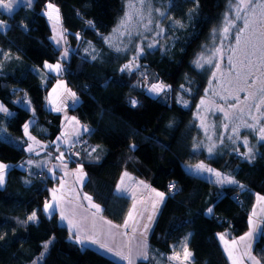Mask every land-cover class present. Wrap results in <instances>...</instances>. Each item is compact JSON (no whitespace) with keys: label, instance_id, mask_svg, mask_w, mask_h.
<instances>
[{"label":"trees","instance_id":"trees-1","mask_svg":"<svg viewBox=\"0 0 264 264\" xmlns=\"http://www.w3.org/2000/svg\"><path fill=\"white\" fill-rule=\"evenodd\" d=\"M126 1L36 0L32 8L21 7L13 14L0 11V52L4 55H0V102L13 114L0 113V134L6 130L12 139L0 136V163L12 165L0 188V235L4 236L0 264H32L49 241L41 264H121L94 248L82 249L69 238L71 231L60 225L58 213L51 218L46 215L44 204L50 201L54 182L44 171L26 169L24 125L34 120L30 133L48 145L61 133V115L46 107L57 79L43 78L45 62H61V49L52 43V29L44 15L47 4L59 8L68 45L75 48L80 40L94 43L108 37L124 14ZM158 1L167 11V32L160 47L138 58L139 71H120L132 60L130 55L117 56L108 69L76 52L62 62V78L80 101L70 114L89 129L84 136L89 141L86 151L66 156L71 167L81 166L86 174L83 192L100 205L103 218L117 226H123L132 206L130 198L117 192L123 172L165 193L166 201L148 239L149 259L138 264H168L167 257L185 237H189L192 264H231L219 234L237 239L249 230L256 196L264 197V143L252 162L243 151L210 157L197 149L200 128L194 116L206 86V75L195 67V60L230 3ZM154 83L170 86L168 94L149 96L148 88ZM185 89L188 108L178 102ZM23 99L29 101L32 112L18 103ZM201 162L243 187L216 185L189 173L187 167ZM169 184H175L176 190L170 191ZM209 207L212 214H207ZM33 212L37 221L26 222ZM252 253L264 264V234Z\"/></svg>","mask_w":264,"mask_h":264},{"label":"rangeland","instance_id":"rangeland-1","mask_svg":"<svg viewBox=\"0 0 264 264\" xmlns=\"http://www.w3.org/2000/svg\"><path fill=\"white\" fill-rule=\"evenodd\" d=\"M35 1L36 0H32L31 5H27L26 0H11V13H9L8 10L3 8H0V11L6 14H13L21 7L32 8ZM6 2H8V0H6ZM130 2L136 4V7L130 8ZM232 7L233 6L229 4L226 12L223 15L221 23L216 29H214L215 31L213 30L207 45L204 46L202 52L198 55L195 60V67L198 69V71L206 75V86L203 92V96L200 99V101L204 100L205 103L201 105L199 101L197 108L194 112L195 120H197L200 128V136L197 141V149L199 151L201 149L204 150L210 157H216L219 154L233 151H243L246 154L247 149L242 145L241 141L244 138H247L249 142L248 146L252 147L253 149V159L251 161H249L248 159L247 160L249 162H252L258 156L259 145L264 143V141H260L258 135V129L260 127H264V104L260 103L261 99L264 98V92L260 91V89L264 87V83H262V81H264V76L261 75V72H264V69L260 67V52L262 39L261 32H264V25L259 23L261 19V10L258 8L256 10L255 22L251 24L248 31L243 33V35L241 36L240 48L236 49L235 36L239 28L243 26V20L234 21L236 27H231L229 29V32L227 33V36H225V34L222 32L223 23L225 21V14L229 13ZM46 12H52V10L48 9L46 6L44 15L46 16L52 29L51 41L56 48L61 49L62 58L69 59L68 53L67 56H65V52H67V49L69 48V51L71 50L90 59L101 69H108L115 60V58L119 55H130V57L132 58L133 56H136L139 53L140 58L141 55H145L147 51L154 50L160 47V39H162L165 33L167 32L164 23L167 11L164 8L160 7V3L158 0H144L142 6L139 4L138 0H127L125 3L124 14L120 18L118 25L115 29L118 28L121 23V20L125 17V15L130 13L131 20L125 25V27L120 28L119 31L113 30V32L108 37L98 39L94 43H87L83 40H80L77 47L72 48L68 45L66 39L67 32L65 34L62 24L60 23V21L59 23H56L55 21V13H53V19L50 20L45 14ZM161 13H164V15L162 16ZM241 15L248 16L249 19H253V17L247 12H242ZM233 17L234 12L229 16V19H233ZM168 26L170 29L174 28V25L172 24H169ZM161 29H163V32L160 35H157V33L160 32ZM61 35L63 36L62 39ZM53 36H55L56 39L59 40V44H57L56 41L52 39ZM245 41H249L247 48H245ZM149 44H152L153 47L149 48ZM253 45H255V48H253ZM117 48L121 49V51H117ZM216 49H220V51L216 52ZM233 49H236L235 53L233 52ZM245 51L248 53L247 56L245 55ZM253 52H255V55L252 54ZM0 55L3 54H1L0 52ZM229 57L232 58V62L235 65L234 69L232 65L229 64ZM198 59L200 60V64H202L203 67L197 65L196 61ZM209 60L212 61V65H219L220 70L216 71L215 67L207 63V61ZM249 61L253 62L251 69L246 66ZM237 72L241 73L239 79H237ZM213 73H215V79L213 78ZM249 73L252 74L251 79H249L247 83H245V78ZM257 77H259V79H257ZM144 81L146 82L147 79H145ZM251 84H254L255 87L249 88V85ZM150 87L151 85L149 86V88ZM239 88H245L246 91H239ZM168 91L169 89L166 88L165 91L159 95H157L156 93H149V91L148 94L153 98H159V96H166L168 94ZM248 92H252L253 95L249 96ZM188 95V91L184 90L178 97V102L183 107L185 106L182 102H180L181 98L183 99V101H187V107L185 108L189 107V101L187 100ZM236 96L239 97V100L234 99V97ZM222 97L224 98L222 99ZM18 103L22 104L25 107L29 106V101H27L26 99L19 100ZM0 105L3 104L0 102ZM231 105H236V107H230ZM257 105H259V111H257ZM219 108H223L224 111L228 113L227 119H225L224 117V112L219 111ZM0 113L3 114V112ZM5 113V116L8 117L13 115L8 109ZM252 117H255L256 119L253 120ZM201 121H203V126H201ZM246 124H255L256 128L249 129L248 127H246ZM225 125H227V129H225ZM234 127H238L239 137L233 134L232 129ZM5 133H7L6 130L2 134H0L1 138H5L6 140H12L11 138H7L6 135L8 134ZM229 136H232V140L229 139ZM221 140L223 142H221ZM233 141H235V143H233ZM213 145H215V147L213 148L212 154L209 155L208 148ZM206 166L210 167L209 165ZM79 168H81V166H77V169ZM77 169H68L65 172H61V175L57 180V184L49 188V203H52L54 206H57V211H59L61 208L60 201L58 198V191H67V194L72 196L73 198L76 197L80 204L86 203V201L83 199V196L85 195V193L83 192L85 176L83 177V183L77 180V177L73 175V173L77 172ZM194 169L195 165L187 167L189 173L201 177L205 180H208L212 183L217 179V177L213 173L196 174L194 172ZM214 170L220 172L216 169ZM222 174L228 176L227 174ZM228 177L231 178L230 176ZM127 184L128 178H125V185ZM144 184L149 185L147 182ZM214 184L220 185L217 183ZM225 185L234 186L236 184H223V186ZM4 186L5 183L0 186V188H3ZM67 186L70 187V189H68L69 191L67 190ZM133 189V194L136 196L137 200L141 201L142 197L144 198V196H147L148 193L146 194V191L150 190V186L145 189L142 185H135ZM54 193L55 200L53 199ZM151 196L155 197V193H151ZM143 204L144 202L141 203V206ZM46 215L49 217L48 214ZM139 223H142V220L139 221ZM121 229V231H126L128 233V235L125 237H118L121 242L122 240L126 241V238H128L129 240L131 237H133L131 228L123 229L122 227ZM136 233L135 239H137ZM73 238L75 239V237ZM240 238L229 239L225 237V239L229 242L228 247L233 249V256L242 257V264H248V256L243 255L245 243H247L248 241H241ZM135 239H131V245L132 241H134ZM257 239L256 236L254 237L253 235L250 241L251 247L248 251L253 257L254 255H252L253 253L251 248L252 246H254L253 244ZM233 241H236V243L233 244ZM121 242L116 241V244L113 246L117 247V250H119L118 246L121 244ZM135 245L136 244L134 243L133 247H135ZM221 245L225 251V245L223 241H221ZM179 246L175 248L177 252L180 251ZM225 253L228 257L227 252ZM45 255L46 253H44L43 258ZM36 261H38V264H41L42 260L37 259ZM192 261L193 257L191 256L190 262L186 261L184 262V264H192ZM229 261L232 264L230 259ZM168 264H179V262L168 260Z\"/></svg>","mask_w":264,"mask_h":264},{"label":"snow or ice","instance_id":"snow-or-ice-1","mask_svg":"<svg viewBox=\"0 0 264 264\" xmlns=\"http://www.w3.org/2000/svg\"><path fill=\"white\" fill-rule=\"evenodd\" d=\"M139 4L142 6L144 3V0H138ZM198 2V0H197ZM27 5H31L32 0H26ZM230 5L233 7L230 9L229 13L225 14V21L223 23L222 27V32L227 36V33L229 32V29L231 27H236V24L234 21H239L243 20V26L239 28L238 32L236 33L235 36V43H236V49L240 48L241 45V36L243 33L248 31L249 27L251 26L252 23L255 22V15H256V10L259 8L261 10V19L259 21L260 24L264 25V0H229ZM130 8H135L136 4H133L130 2L129 4ZM0 8L6 9L11 13L12 11V4L11 0H0ZM47 8L51 9L52 12H46L45 14L48 16L50 20L53 19V13H55V21L56 23H59L60 21V16H59V8H56L52 3L47 4ZM234 12V17L233 19H229V16ZM242 12H247L250 14L253 19H249L248 16H242ZM163 16L164 13H161ZM131 20V14H126L125 17L121 20L120 25L118 26L117 29H114V31H119L120 28L125 27V25L130 22ZM178 24L180 22H177ZM2 24V22H0ZM181 27H183V24H180ZM54 30H55V25H54ZM215 31V30H214ZM163 32V29L160 30V32L157 33V35H160ZM261 52H260V67L264 69V32H261ZM63 36L61 35V39ZM53 40L56 41L57 44H59V40L56 39L55 36L52 37ZM249 41H245V48H247ZM149 48L153 47L152 44L148 45ZM253 48H255V45H253ZM236 49H233V52L235 53ZM117 51H121V49L117 48ZM142 51V50H141ZM216 52H219L220 49H216ZM255 55V52L252 53ZM245 55L247 56L248 53L245 51ZM65 56H67V52H65ZM95 58V57H93ZM139 58V53L136 56L132 57V60L125 64L120 71H125L129 70L131 71L135 67H139V65L136 63V61ZM202 59V58H201ZM197 65L203 67L202 64H200V60L198 59L196 61ZM210 65H212V61L209 60L207 61ZM243 63V62H242ZM229 64L232 65L233 69L235 68V65L232 62V58L229 57ZM253 65L252 61H249L248 64L246 65L249 69H251ZM213 67L216 68V71H219V65H212ZM45 68L49 69L50 71L55 72L57 75L60 73V68L61 65L60 63H57L55 65L53 64H48L45 62L44 65ZM237 79L240 78L241 73L237 72ZM261 75L264 76V72H261ZM252 74L249 73L246 78H245V83L249 79H251ZM213 78L215 79V73H213ZM259 79V77H257ZM264 83V81H262ZM61 85H57V87H60ZM255 87L254 84L249 85V88ZM166 88H170L168 85H164L162 83H154L151 85V87L148 89L149 93H156L157 95L163 93ZM181 88H184V85H181ZM239 91H246L245 88H239ZM53 91L55 92L56 89L54 88ZM185 91H188V89H185ZM261 92H264V87L260 89ZM69 94L75 98L76 94L74 92H71L69 90ZM249 96H252V92H248ZM224 97H222L223 99ZM234 99L239 100V97L236 96ZM51 103V101H49ZM185 107H187V101H183L181 98V101ZM130 103L133 106H136L137 101L132 100ZM205 103L204 100L200 101V104L203 105ZM260 103L264 104V98L261 99ZM75 106V100H74V105ZM230 107H236V105H231ZM57 111H62V108H57ZM219 111L224 112V117L227 119L228 113L224 111L223 108H219ZM242 111V110H241ZM257 111H259V105H257ZM0 112H7V109L3 106L0 105ZM67 119V117H65ZM73 120L75 118H72ZM253 120H255V117H252ZM77 124H79V121H76ZM201 126H203V121H201ZM225 129H227V125L224 126ZM246 127L249 129H255L256 125L255 124H246ZM24 131L25 134H27L28 131V124L24 125ZM84 132H88L89 129L85 126L83 129ZM232 132L234 135L239 137V131L238 127H234L232 129ZM258 135L260 141H264V127H260L258 129ZM30 139H34L33 137H29ZM229 139L232 140V136H229ZM221 142H223L221 140ZM235 143V141H233ZM242 145L247 149V152L245 154V158L251 161L253 159V149L252 147H249V142L247 138H244L241 141ZM215 145L211 146L208 148L209 155L212 154L213 148ZM132 149L135 148V145L131 146ZM33 149L31 146L28 148V151H32ZM93 152L96 151V149H92ZM63 153L60 154L59 159H63ZM91 155V153H89ZM64 168H67V165H63ZM191 167V166H190ZM7 168V165L0 163V185L3 184L4 182V170ZM194 172L196 174L200 173H213L217 179L213 181V183H217L220 185H223L225 183L227 184H236L238 187H243L242 185H238V182L235 181L234 179L229 178L228 176L223 175L220 172L215 171L214 169L206 166L203 162L200 164L195 165ZM67 174V173H66ZM74 176L77 177V180H79L81 183H83V177L86 175L83 172V168L77 169L76 173H73ZM125 178H128V180H131L132 178L130 177L129 173L124 172L122 174V177L120 179L119 185L123 186H118L117 187V192L118 193H124V194H130L131 199L133 201L131 209L127 213V217L124 220L123 223V229H129L131 228V231L133 233V237H131L128 241H123L121 244L118 246L119 250H117V247H114L113 245L116 244V239L117 237H125L128 235L126 231H121L120 227L112 224L110 220H105L103 216L99 215L102 212V209L99 204L93 202V198L87 194L83 196V199L88 202L87 206L84 204H74L73 207L69 210V214L65 215V211L63 209L60 210V219L61 221H67L68 226L70 227V231L74 234L75 237V242L77 244H80L83 247L87 245H96L98 250H102L104 253H111L113 256H118L121 261H127V264H135V261L137 258L143 259V260H148L149 259V254L147 250V245L144 243V238L145 235L149 229L150 224L153 222L155 215L158 212V205L162 204L165 198V193L163 192H157L155 189H151V193H155V197H152L149 195V200H151V204L148 206H145L143 208L138 209L137 204L138 203H143L142 201L137 200L136 196L133 194L134 189L133 186L131 185H125ZM139 185H142L145 189H147L149 186L144 184L143 181L138 182ZM169 190L173 191L176 190V185L175 184H169ZM53 199L55 200V193L53 194ZM76 197L73 198L75 200ZM258 200L264 201V197H258ZM70 203H72L70 201ZM78 209L82 211H77ZM90 209H95V211H90ZM44 211L46 214L49 215V218H51L52 214H55L57 211V206H54L52 203L45 202L44 204ZM150 214L145 217L144 213L149 212ZM264 211V209H262ZM213 209L209 207L207 209V214H212ZM256 213L253 212L252 215H255ZM140 220H144L145 223L139 224ZM37 221V215L35 212H33L30 216L27 217L26 222H36ZM249 224L252 228L251 231L245 234V236L241 237V241H248L245 243V251L243 255H247L248 259L253 262V264H260L259 260H256L255 257L251 256L249 253V249L251 247V239L253 237V232L256 231V225L254 222L250 219ZM138 228L140 229V240L139 242L133 247L131 245V239H135V233L137 232ZM259 234H264V229H260ZM190 236V234H189ZM70 239L73 238V236L70 235ZM189 237H185L184 242L179 246L180 251L177 252L174 248L173 250V255L167 257L169 261H178L179 264H184V262L191 260L192 253L188 249L187 246V240ZM4 239L3 235H0V240ZM219 239L223 241L225 245V252L228 254V258L231 260L232 264H242V257H235L233 256V249L228 247L229 242L225 239V235L219 234ZM48 243H51L49 241ZM48 243H46L43 246V252L41 253V256L38 258V260L43 259L44 253L47 252L48 249ZM233 244L236 243V241L232 242ZM126 249V251H125ZM33 264H38V261H33Z\"/></svg>","mask_w":264,"mask_h":264},{"label":"crops","instance_id":"crops-1","mask_svg":"<svg viewBox=\"0 0 264 264\" xmlns=\"http://www.w3.org/2000/svg\"><path fill=\"white\" fill-rule=\"evenodd\" d=\"M59 15H60V12H59ZM60 23L62 24L61 16H60ZM63 30H64V32L66 34V31H65L64 28H63ZM68 49H67V53L69 54V57H70V55L72 54L73 51H71V50L69 51ZM66 60H68V59H64L61 56V63H60L61 68H60L59 75H57L55 72L50 71L49 69H47L45 67H44V70H43V78L45 80L48 79L51 76H53V77H55L57 79V81L53 84V86H52V88H51V90H50V92L48 94L46 107H47V109L50 112H52L54 114L61 115L62 123H61V133H60V135L55 139V141H53L49 145L39 141L37 138H35L30 133V129H31V126L34 123V120L28 123L27 134H25V131H24V138H25V140L28 143V146L26 148V152H27V155L29 157L28 160L25 163L26 169L29 168V169H32V170L44 171L46 173V176L54 182V185L57 184V180L59 179V177L61 175V172H63V171L65 172L68 169H71V170H73V169L76 170L77 169V167H71L69 161L66 160V159H68L67 156H66L67 149L70 146L75 145L82 137H84L89 132V131L88 132H84L83 129H84L85 126H83L80 122H79V124H77L76 121H79V120L76 117H74L73 115L70 114V111L75 109L79 105L80 101H79V98L77 96H75V98H74V97H72L69 94V90L71 92H73V91L67 85L66 80L62 78V74H63V71H64L62 62L66 61ZM53 65H55V64H53ZM58 84L61 85V86L57 87ZM54 88L56 89L55 92L53 91ZM74 100H75V106H73L74 105ZM49 101H51V103ZM26 108L29 111H31V112L33 111V109L31 108V105L26 106ZM57 108H62V111H57L56 110ZM3 114L6 115L5 112H3ZM65 117H67V119ZM72 118H75V119L73 120ZM29 137H33L34 139H30ZM30 146L33 149L32 151H28V148ZM61 153L64 154L63 155V159H59ZM65 164L67 165V168L63 167V165H65ZM11 167L12 166H7V168L4 170V182H3V184L6 183V176H7V173H8V171H9V169ZM125 172L129 173L130 177L132 178L131 180H128V184L127 185H131V186L134 187L135 185H139L138 184L139 181H143L144 183H146L144 180L136 178L130 172H128V171H125ZM122 174H121V176L118 179L117 187L121 186V185H119V182H120V179L122 177ZM85 182H86V175H85ZM2 185H0V186H2ZM148 186H150V185H148ZM121 187H123V186H121ZM68 189H70L69 186H67V190ZM151 189H153V188L150 186V190ZM150 190L149 191L147 190L146 191V194L148 193L147 196H144V198L142 197V199H141V201L144 202V204L142 206H141V203L137 204V208L138 209L145 207V205L148 206V205L151 204L152 201L149 200V195H151ZM118 194L122 195V196H125V197H128V198L131 199V195L130 194H124V193H118ZM258 197H262V196H256L255 205H254L253 210H252V214H253V212H255L256 214L255 215L251 214V216H250V219L256 225V231L253 232V235H254V237L256 236V239L260 238V236L262 235V234H259L260 233V229H263V227H264V211H262V209H264V201L258 200ZM58 198H59L60 206H61L60 210L63 209L65 211V215L69 214V210L73 207L74 204H80V202L77 199L73 200V197L68 195L67 191H62V192L58 191ZM70 201L72 203H70ZM165 201H166V196L164 198L163 203L158 205V212L155 215L154 220L150 224L149 229H148V231H147V233L145 235L144 243L146 245H147L148 239H149V237H150V235H151V233L153 231V228H154V226L156 224V221H157V219L159 217V214H160V212H161V210H162V208L164 206ZM132 203H133V201H132ZM84 204H86V206H87L88 202L86 201V203H84ZM60 210L56 212V213H58L59 223H60V225L65 226V227H67L70 230V227L68 226L67 221H61V219H60ZM77 211H82V210L78 209ZM90 211H95V209H90ZM149 214H150V211L149 212H145L144 216L147 217ZM99 215H101V213ZM142 223H145V221L142 220ZM142 223H139V224H142ZM121 228L122 227H120V230H122ZM251 230H252V228H251V226L249 224L248 232L251 231ZM136 235H137V239L132 241V246H133L134 243L137 244L139 242V240H140V229L139 228H138V231H137ZM223 235H225V234H223ZM72 236L74 237L73 233H72ZM225 237H227V236L225 235ZM71 240L73 242H75L74 238L71 239ZM116 241L117 242H121V240H119L118 237H117ZM126 241H128V238H126ZM220 242H221V240H220ZM255 242H254V244H255ZM78 245L81 247L80 244H78ZM86 247L94 248L97 251L101 252L102 254L110 257L111 259L116 260L117 262H119L121 264H127V261H121L118 256H113L111 253H104L102 250H98L96 245H90L89 244V245H87V246H85L83 248H86ZM147 250H148V254H149V245H147ZM251 250H253V246H252ZM244 251H245V249H243V253H244ZM140 261H143V259L137 258L136 261H135V264H138ZM247 263L248 264H253V262L250 261V260L247 261Z\"/></svg>","mask_w":264,"mask_h":264},{"label":"built area","instance_id":"built-area-1","mask_svg":"<svg viewBox=\"0 0 264 264\" xmlns=\"http://www.w3.org/2000/svg\"><path fill=\"white\" fill-rule=\"evenodd\" d=\"M89 145V141L87 138L82 137L75 145L69 147L67 149L68 154L71 156H78L81 152L86 151Z\"/></svg>","mask_w":264,"mask_h":264},{"label":"water","instance_id":"water-1","mask_svg":"<svg viewBox=\"0 0 264 264\" xmlns=\"http://www.w3.org/2000/svg\"><path fill=\"white\" fill-rule=\"evenodd\" d=\"M128 63H129V62H128ZM136 63L139 65V67H135V68H133V69L130 71L131 73H135V72H137V71H139V70L141 69V63H140V61L137 60ZM126 64H127V63H126Z\"/></svg>","mask_w":264,"mask_h":264}]
</instances>
